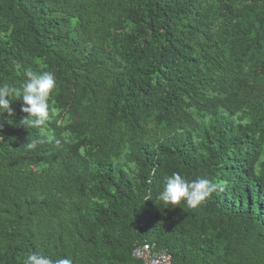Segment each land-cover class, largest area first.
Here are the masks:
<instances>
[{
  "label": "trees",
  "instance_id": "trees-1",
  "mask_svg": "<svg viewBox=\"0 0 264 264\" xmlns=\"http://www.w3.org/2000/svg\"><path fill=\"white\" fill-rule=\"evenodd\" d=\"M28 68L58 87L0 116V264H264V0H0V84ZM173 172L219 187L165 207Z\"/></svg>",
  "mask_w": 264,
  "mask_h": 264
},
{
  "label": "clouds",
  "instance_id": "clouds-1",
  "mask_svg": "<svg viewBox=\"0 0 264 264\" xmlns=\"http://www.w3.org/2000/svg\"><path fill=\"white\" fill-rule=\"evenodd\" d=\"M24 79L21 86L8 83L0 84V116L4 113L12 115L10 102L22 101L21 112L26 115L20 123L28 129H40L50 116V98L58 87L57 79L52 72H37L30 68L23 72ZM41 143L33 139L27 143L26 148L33 150ZM219 185L206 178L189 181L179 172H173L166 177V184L157 194V200L165 207L180 205L183 201L189 208H197L202 201L217 190ZM22 264H53V261L37 252L27 254L22 259ZM54 264H72L69 258L56 259Z\"/></svg>",
  "mask_w": 264,
  "mask_h": 264
},
{
  "label": "built area",
  "instance_id": "built-area-1",
  "mask_svg": "<svg viewBox=\"0 0 264 264\" xmlns=\"http://www.w3.org/2000/svg\"><path fill=\"white\" fill-rule=\"evenodd\" d=\"M132 257L142 264H170L171 256L163 249H157L154 243L142 242L132 251Z\"/></svg>",
  "mask_w": 264,
  "mask_h": 264
},
{
  "label": "rangeland",
  "instance_id": "rangeland-1",
  "mask_svg": "<svg viewBox=\"0 0 264 264\" xmlns=\"http://www.w3.org/2000/svg\"><path fill=\"white\" fill-rule=\"evenodd\" d=\"M62 124H65V122L63 121ZM66 136H68V134H66ZM136 172H137V169L134 168L133 166H130V170H129V172H128L129 176H133V175H135Z\"/></svg>",
  "mask_w": 264,
  "mask_h": 264
}]
</instances>
